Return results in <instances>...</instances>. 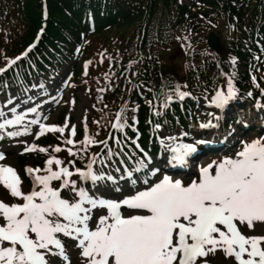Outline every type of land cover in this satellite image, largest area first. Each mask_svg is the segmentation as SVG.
Instances as JSON below:
<instances>
[{"label": "snow or ice", "instance_id": "6c2138e0", "mask_svg": "<svg viewBox=\"0 0 264 264\" xmlns=\"http://www.w3.org/2000/svg\"><path fill=\"white\" fill-rule=\"evenodd\" d=\"M33 47L35 44L24 55ZM16 60L9 61L8 67ZM4 71L7 68L0 69V73ZM182 87L187 85L176 84L173 89V95L181 101L190 96L181 90ZM173 95H166L165 107L172 102ZM235 95L233 78L227 77L226 85L215 91L210 104L223 108ZM7 104H14V100L9 98ZM131 111L135 113L137 109ZM10 112L13 118H6L0 109V131L21 124L29 113L36 114V118L29 121L31 125L39 126L36 139L45 133L63 134L68 127V118L63 127L41 123L35 107L22 114H18L15 107ZM137 123L134 115L129 123L126 107L122 108L112 127L115 132L124 134L123 138L114 134L108 138L119 146V151L114 152L107 140L100 143L107 150L108 160L124 153L129 141L139 149L142 157L131 169L125 168L119 179L104 172L103 160L99 161L101 167L97 170L94 167L97 159L92 157L86 170L76 169L75 173L88 182L90 188L77 187L76 182L70 180L74 173L68 167H60L64 161L50 158L45 169H25L32 179V189L25 193L17 170L0 163V185L11 197L21 201L11 205L0 201V264H56L55 260L48 259L50 256H58L70 264L59 238L61 234L77 241L82 264H198L199 258L217 251H222L225 257H234L237 264H264V247H261L264 236H246L240 227L246 225L250 230L254 222H264V137L243 143L234 156L214 162V169L212 165L200 169L198 179L185 184L169 175L152 179L161 170L149 168L152 158L138 143ZM159 127L157 124L156 128ZM129 128L137 133L135 138L126 134ZM85 132L83 145H95L97 141L87 135L86 124ZM31 134L27 126L22 132L7 133L12 138ZM75 135L76 126L73 125L71 136ZM0 139H3L2 135ZM64 142L74 145L71 138ZM161 143L163 145V141ZM38 150L46 151L44 148ZM167 150L174 154L170 163L172 160L183 163L185 157L197 152V147L187 143ZM24 151H37V148L34 144L26 145ZM54 151L59 153L61 148L56 147ZM68 151L72 156L78 154L71 149ZM127 155L129 159L133 158L132 153ZM5 158L0 152V161ZM53 164L58 170H53ZM41 171L46 174L39 175ZM141 172L144 173L142 179L137 175ZM57 180L61 181L60 186L52 187V182ZM121 180L126 183L122 185ZM138 182L144 187H137ZM65 188L72 190L75 200L61 196ZM122 209L137 211L125 215ZM94 210H98L95 218ZM199 264L207 262L200 260Z\"/></svg>", "mask_w": 264, "mask_h": 264}, {"label": "trees", "instance_id": "16d2710c", "mask_svg": "<svg viewBox=\"0 0 264 264\" xmlns=\"http://www.w3.org/2000/svg\"><path fill=\"white\" fill-rule=\"evenodd\" d=\"M212 32L220 42L215 52L207 46ZM81 49L91 51L96 61L87 64L88 76L75 89L89 92L93 117L87 135L97 143L110 133L123 138L112 125L126 107L129 123L133 115L138 121V142L157 154L159 130L168 125L184 128L196 114V101L223 88L227 77L233 78L237 91H250L253 103L264 99V0H191L190 6L181 0H0V69L7 68L0 73V94L17 83L51 77ZM11 60L16 63L8 67ZM84 70V65L76 67L75 82ZM176 84L187 85L181 90L190 96L176 98ZM166 95H173L167 107ZM126 134L137 135L130 128ZM84 137L85 129L75 136L80 166L107 151L101 147L93 154V145L83 146ZM42 145L46 152L20 158L19 163L43 169L54 148L64 143L50 135ZM109 146L119 151L113 140ZM56 156L69 157L64 149Z\"/></svg>", "mask_w": 264, "mask_h": 264}, {"label": "rangeland", "instance_id": "374dc122", "mask_svg": "<svg viewBox=\"0 0 264 264\" xmlns=\"http://www.w3.org/2000/svg\"><path fill=\"white\" fill-rule=\"evenodd\" d=\"M184 3H187L188 0H183ZM84 53V54H83ZM83 53H80L76 58H74V64L73 62L70 64L65 65L62 69L59 70L58 74L52 76L51 78H46L47 76H43L40 80L35 81L34 84L28 86V88L21 89L17 88L13 91H10L9 94H6L5 96H0V109L3 110V112L6 114V118H13L12 113L10 112V109L15 107L17 109L18 114H22L29 110L30 108L35 107L37 109V114H40L41 116V123H44L46 126H60L63 127L65 124V120L67 119L68 127L65 128V131L63 134L61 133H50L51 135H59L61 136L64 141L66 139H73L74 145H68L64 142V146L60 147L61 150H65L68 152L69 157L67 159L62 158H56L64 161V163L60 167H68L70 171H72L74 174L72 177H70V180L75 181L77 184V187H86L90 188V184L88 182L83 181L78 175H76V169L80 170H86V165L88 164L89 160L85 161L84 167L77 164L76 156H72L69 154V149H71L73 152L78 153L77 149H74V146L76 145L75 137L71 136V128L73 125L76 126V134L80 129H85V124L89 122V120L92 117V102L91 98L89 97V92L86 90H78L75 87L77 85H82L84 83V79L88 76L87 70H89V67L84 65V73L81 75L78 81L72 80L73 75V68L76 64L83 65V60L81 61V58L83 59L84 55L86 56V64L91 65L92 63H96L95 59L91 58L88 53H91L89 50H84ZM0 63L1 60H0ZM90 75V74H89ZM78 87V86H77ZM221 89V87L217 88ZM215 93L205 96L208 99H205V97L201 98L197 102V109L198 112L194 116V119L189 118L186 131L185 128H179L175 127L172 128L170 125L167 130L162 131L159 141L160 144L159 147H163L165 157L172 156L173 153H171L169 150H167L169 147H179L183 144L192 143L196 147H198V138L204 139L205 131L203 132L202 129L206 127H201V125H216V121L218 120L220 123V129L223 132H226L225 130V124H224V116L222 109H218V112L216 113L215 106H212L210 104L211 98ZM249 94V92H248ZM235 97H238L235 95ZM9 98H12L14 100V104H7V101ZM231 100H234L232 98ZM230 100V101H231ZM245 101L246 99L243 98ZM247 101V100H246ZM248 107H250V102H247ZM233 112V111H232ZM243 111H240V114H242ZM236 114V113H234ZM253 120L249 119L247 122V125L249 123L256 124L255 120H258L257 124H261L264 122V101H259L256 105H253ZM46 117V119H45ZM36 118V114L29 113L24 121L21 122V124L5 128L3 131H0V135L3 136V139H0V152H3L5 154V159L3 161H0V163H3L5 165H9L17 170L19 176L22 180V190L27 193L30 192L32 189V179L25 173V169L28 168L27 163L20 164L18 158L23 153L26 145H35L37 148V151L39 148H42L41 146V137L39 139L35 138V134L39 131L38 125H31L29 121L31 119ZM86 118V120H85ZM194 120V121H193ZM195 123V124H194ZM215 123V124H213ZM27 126L30 129L31 135H21L18 137H9L7 133L14 132V131H23L24 127ZM244 130L242 125L237 123V125H232V131H227L228 134H230L233 137V140H236V144L234 147H232L227 153L220 154V153H213V152H205V149H203L201 152L197 155L196 159L194 161H190V164H192V170H188L184 172H176L175 174L172 172H167L166 170H162L159 166V162L155 165H152L149 167L150 169L153 167H159L160 173L157 174L156 177H152L153 180H157L159 178H162L163 175H169L173 180L180 179L182 183H190L192 180H196L199 177L200 169L204 167H208L209 165L213 166V169L215 168L214 162H220L226 157H232L235 155L236 152H238L241 148L243 143H250L251 141L264 137V130H259L258 126L254 127L253 129L243 133L239 129ZM87 127V125H86ZM184 130L186 132H184ZM190 130V131H189ZM256 130H259V133H256ZM243 133V135H241ZM49 134L45 133L44 135ZM43 135V136H44ZM86 135V132H85ZM76 136V135H75ZM171 138V139H169ZM163 141V145L161 143ZM83 144V142H82ZM56 146V145H55ZM84 146V145H83ZM89 146V145H88ZM56 148V147H55ZM54 148V149H55ZM100 149L99 145L95 146L93 154H95ZM133 147L130 146V149L128 150V153H132ZM139 150V149H138ZM35 151L29 152L33 153ZM140 152V151H139ZM57 152L54 151V157ZM143 155L141 152H135L132 153V160L134 161V164L136 161L141 158ZM51 156L50 158H54ZM160 157V156H158ZM48 158V159H50ZM152 161L156 160L157 157H151ZM124 159L123 155L120 154L119 158L116 160L115 158L111 161H106L104 158H99L97 161V164L94 166L97 170L101 167L99 161L103 160L104 165V172L111 174L113 177H116L119 179L121 175L124 173V169L126 168L123 166L121 160ZM72 161L73 163H69ZM47 165L43 168L45 169ZM53 170H58V166L53 164L52 165ZM120 169L119 172H117V169ZM35 169V168H33ZM177 171H183L182 167L181 170ZM39 175L43 176L46 173L44 171H41L38 173ZM141 177V179L144 177V173H138ZM120 183L123 185L126 182L121 180ZM61 184V181H53L52 187L58 188ZM89 184V185H87ZM137 187H144L142 184L138 182ZM61 196L65 199L69 200H75V194L72 192L70 188H65L61 191ZM0 201H3L6 204H13V203H20L16 198L11 197L8 190H6L2 185H0ZM98 210H94V218L95 213ZM104 211V210H99ZM137 210H129V209H122V212L127 215L130 212H135ZM0 223H2V220H0ZM92 226V223L90 222V227ZM243 229V234L246 236H264V222H254L252 229H247V226H240ZM59 238L62 240L64 247L66 249V253L69 257L70 264H82V257L80 256V249L76 247L77 241L73 240L69 237L64 238L62 235L59 236ZM261 247H264V244L261 245ZM247 257L245 256V259ZM48 259L55 260L56 264H66V262L62 261L58 256L57 257H48ZM206 261L207 264H237L234 257H225L224 253L222 251H217L215 254H209L206 257L199 258V261Z\"/></svg>", "mask_w": 264, "mask_h": 264}, {"label": "water", "instance_id": "95a60500", "mask_svg": "<svg viewBox=\"0 0 264 264\" xmlns=\"http://www.w3.org/2000/svg\"><path fill=\"white\" fill-rule=\"evenodd\" d=\"M208 44L214 50H217L219 48L218 39L214 34L209 38Z\"/></svg>", "mask_w": 264, "mask_h": 264}, {"label": "bare ground", "instance_id": "6f19581e", "mask_svg": "<svg viewBox=\"0 0 264 264\" xmlns=\"http://www.w3.org/2000/svg\"><path fill=\"white\" fill-rule=\"evenodd\" d=\"M209 130H211V129H209Z\"/></svg>", "mask_w": 264, "mask_h": 264}]
</instances>
